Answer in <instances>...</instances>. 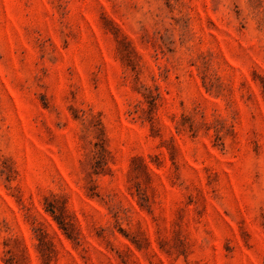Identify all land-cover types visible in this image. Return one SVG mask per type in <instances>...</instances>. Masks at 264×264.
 I'll return each mask as SVG.
<instances>
[{
    "label": "rangeland",
    "instance_id": "374dc122",
    "mask_svg": "<svg viewBox=\"0 0 264 264\" xmlns=\"http://www.w3.org/2000/svg\"><path fill=\"white\" fill-rule=\"evenodd\" d=\"M0 264H264V0H0Z\"/></svg>",
    "mask_w": 264,
    "mask_h": 264
}]
</instances>
